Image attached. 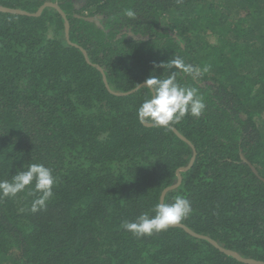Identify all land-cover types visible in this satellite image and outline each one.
Instances as JSON below:
<instances>
[{"label":"trees","instance_id":"obj_1","mask_svg":"<svg viewBox=\"0 0 264 264\" xmlns=\"http://www.w3.org/2000/svg\"><path fill=\"white\" fill-rule=\"evenodd\" d=\"M207 1L0 0L30 13L0 11V180L31 163L57 177L45 210L31 213L26 192L0 200V264H248L226 251L264 263V0L209 14L220 45L167 18ZM46 3L66 17L34 16ZM173 56L209 68L199 82L178 77L204 114L141 124L139 85L166 76L153 63ZM179 170L164 203L184 196L192 214L151 237L124 230L155 214Z\"/></svg>","mask_w":264,"mask_h":264},{"label":"clouds","instance_id":"obj_2","mask_svg":"<svg viewBox=\"0 0 264 264\" xmlns=\"http://www.w3.org/2000/svg\"><path fill=\"white\" fill-rule=\"evenodd\" d=\"M125 15L131 19L136 14L129 9ZM156 68L163 69L168 74H152L142 86L139 85L150 92L136 110L139 122L168 129L189 115L199 119L206 108L205 98L199 93L198 87L182 85L178 77L183 75L199 82L209 68L186 63L180 56H173L169 61L158 64L154 62L153 69ZM56 183L57 177L53 175L51 168L31 163L26 170L17 171L11 180H0V200L15 198L19 193L26 192L34 197L30 211L35 214L46 209L48 202L54 197L53 188ZM153 211L154 215L145 213L135 221H124L121 227L137 239L151 237L154 233L167 231L171 226L182 223L192 214L193 208L189 199L177 195L171 203L157 204Z\"/></svg>","mask_w":264,"mask_h":264},{"label":"rangeland","instance_id":"obj_3","mask_svg":"<svg viewBox=\"0 0 264 264\" xmlns=\"http://www.w3.org/2000/svg\"><path fill=\"white\" fill-rule=\"evenodd\" d=\"M226 7L229 10H231L232 13L238 11V13L246 14L248 12L247 7L244 4L243 0H209L206 3L196 6L195 8L192 9V11H190V9L184 11H178L176 12V14L174 15L172 14L167 18L168 19L178 18L183 22H186L188 27H190L195 34L198 33L199 41H201L202 44L208 43L211 45H220L221 40L219 39V37L212 30H210L203 24L207 21V19H211L209 14L212 15L213 11L215 12L221 8L224 9ZM252 11H255V9ZM190 12L191 14L188 16V13ZM225 14H228V12H226ZM189 20L191 21L196 20L200 22L201 30L194 29L193 26H191V24L189 23ZM263 119H260L259 123H262Z\"/></svg>","mask_w":264,"mask_h":264},{"label":"water","instance_id":"obj_4","mask_svg":"<svg viewBox=\"0 0 264 264\" xmlns=\"http://www.w3.org/2000/svg\"><path fill=\"white\" fill-rule=\"evenodd\" d=\"M47 7H54V8H56L57 10H59V11L61 12V14H62L64 17H66V15L63 13V11L61 10V8H60L58 5L54 4V3H46L45 5H43V6L39 9V11H38L37 14H33V15H34V16H39V15H41V13H42V12L44 11V9L47 8ZM0 11H2V12H10V13H17V14L30 15V13L25 12V11H22V10H14V9H8V8H4V7H0ZM66 28H67V30H66L67 39H69V24H68V23L66 24ZM84 53H85V55L87 56L86 52H84ZM138 89H139V88H138ZM138 89H135L134 91H132V93H133V92H136ZM175 132H176V133H177V134H178L183 140H185V141H187L189 144H191V143H190V142H189L184 136H182L181 134H179V132H178L176 129H175ZM195 158H196V153L194 154V157H193V159H192V161H191L190 166H189L188 168L183 169L184 171H185V170H188V169L192 166V164H193ZM253 170H254L255 172H257L256 169H255L254 167H253ZM181 171H182V170H179V171H178V177H179L178 183L175 184V185H173V186H171V187H169L168 189H166V190L163 192L162 197H161V204L165 202V197H166L167 193H168L169 191H171V190H173V189L179 187V185L182 183ZM182 227H184V226H182ZM207 239H208L209 241H211L212 243L215 244V242H213L210 238H207ZM223 251H224V250H223ZM226 252H227L229 255L234 256V257H236L237 259L241 260L242 262H245V263H248V264H264V263L256 262V261H254V260L243 259V258H241L240 256H238L236 253L232 252V251H226Z\"/></svg>","mask_w":264,"mask_h":264}]
</instances>
